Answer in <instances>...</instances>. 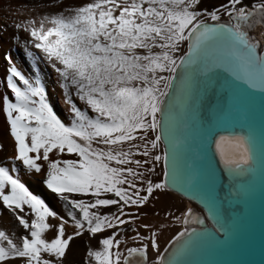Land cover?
Segmentation results:
<instances>
[{"label":"snow or ice","instance_id":"1","mask_svg":"<svg viewBox=\"0 0 264 264\" xmlns=\"http://www.w3.org/2000/svg\"><path fill=\"white\" fill-rule=\"evenodd\" d=\"M47 7L57 10L14 27L30 37L29 59L42 56L57 73L70 123L58 118L40 81L5 55L10 96H0V111L14 153L0 163V206L23 235L0 229V264H65L77 238L85 244L81 264H186L181 257L213 236L204 220L190 207L179 216L165 212L184 225L165 258L140 209L177 187L195 194L206 170L222 169L230 181L256 170L249 114L257 93L264 107V48L243 28L264 16V0H221L210 8L204 0H86L75 7L51 0ZM205 93L215 94L214 109L190 117L193 98ZM161 161V178L153 180ZM37 176L63 214L22 182ZM205 207L226 236L215 198ZM122 226L134 235L124 238Z\"/></svg>","mask_w":264,"mask_h":264},{"label":"bare ground","instance_id":"2","mask_svg":"<svg viewBox=\"0 0 264 264\" xmlns=\"http://www.w3.org/2000/svg\"><path fill=\"white\" fill-rule=\"evenodd\" d=\"M51 0H0V96L9 95L10 90L6 88V69L8 67L7 62L3 59L5 55L9 56L14 66L20 70L26 78L39 80L41 86L45 89V96L50 106L54 108L58 118L61 119L66 125L70 123L69 113L66 111L65 105L62 101V90L58 87L57 73L47 64V62L41 56L40 59H29L27 52H35L27 41L30 37L27 36L23 30H17L14 25L16 23L24 21L26 18H32L44 13L54 12L57 9L55 7L48 8L47 4ZM86 0H63L65 7L79 6ZM221 0H204V4L209 8L212 5L220 3ZM259 21L258 23L256 21ZM220 22H228L227 19H223ZM249 28L245 26L243 30L249 34H253V38L258 40L260 46L264 47V17L253 16L249 21ZM18 38V39H17ZM250 39H252L250 37ZM18 86L23 87L18 83ZM78 103V102H77ZM90 112V110H89ZM176 112V111H175ZM164 152L163 143L160 146L161 155ZM14 153V141L10 137L9 126L6 122V117L0 111V163H10L9 158ZM51 157V154H50ZM61 159H73L74 155L62 154ZM141 159H143L141 157ZM164 168L163 161L159 165L155 166L156 175L152 176L153 180L161 178V174ZM41 177H29L26 180L22 178V182L34 195H38L41 199L49 205V207L56 211L58 214H63V205L57 198L51 194L41 182ZM87 199V197H85ZM192 208L193 212H201V208L191 200L180 194L170 191L159 195V199L148 204L146 207L140 209L146 215L141 218V223H147L152 225L153 230H156L157 241L160 246V251L164 252L169 246L168 241L177 231H180L184 225L181 223H174L171 217L167 219L164 216L165 212L174 213L179 216L182 210ZM114 211V207L111 208ZM107 211V210H105ZM132 211H136L132 209ZM196 214V213H195ZM197 215V214H196ZM51 222V218H49ZM164 224L163 228H160L161 224ZM207 224V221H205ZM132 225H129L131 228ZM188 227H197L196 225H188ZM0 229L6 232L14 233L16 236L23 235V230L17 226L11 214H9L2 206H0ZM66 231L71 232L72 228L66 226ZM142 235H146L147 232L144 229H138ZM121 232L124 238L134 235L129 230L121 227ZM51 237V232L47 233ZM129 246H135L129 241ZM85 251V244L83 238H77L70 243V247L65 257V264H81V259ZM174 249L170 252L172 256ZM149 258L154 260L155 253L149 250Z\"/></svg>","mask_w":264,"mask_h":264},{"label":"water","instance_id":"3","mask_svg":"<svg viewBox=\"0 0 264 264\" xmlns=\"http://www.w3.org/2000/svg\"><path fill=\"white\" fill-rule=\"evenodd\" d=\"M259 95L257 93L249 114L255 132L256 170L230 181L221 175L222 169L216 171L212 168L203 173L204 186L196 190L195 194L180 187L172 190L201 208L197 215L204 220L203 227L213 233L212 237L201 239L181 257L186 264H264V107L261 105ZM216 99L214 93L194 97L189 116L195 114L196 118L203 119L214 109ZM175 111L179 115V106ZM195 135L196 131L193 130L192 136ZM188 159L192 160L195 168L198 163L195 158L189 154ZM186 162L187 160H182L181 166ZM184 171L187 172V169ZM233 192L236 195H232ZM208 197L215 198L222 209L223 218L228 226L226 236L217 233L212 220L209 219L205 207ZM196 226L194 228L201 227L199 224ZM171 250L172 246L169 245L164 251L165 258L170 257Z\"/></svg>","mask_w":264,"mask_h":264},{"label":"rangeland","instance_id":"4","mask_svg":"<svg viewBox=\"0 0 264 264\" xmlns=\"http://www.w3.org/2000/svg\"><path fill=\"white\" fill-rule=\"evenodd\" d=\"M264 17V16H263ZM247 29L250 27L249 24L246 26ZM250 37L253 38V34H250ZM183 211V210H182Z\"/></svg>","mask_w":264,"mask_h":264},{"label":"clouds","instance_id":"5","mask_svg":"<svg viewBox=\"0 0 264 264\" xmlns=\"http://www.w3.org/2000/svg\"><path fill=\"white\" fill-rule=\"evenodd\" d=\"M256 22L258 23L259 21L257 20Z\"/></svg>","mask_w":264,"mask_h":264}]
</instances>
